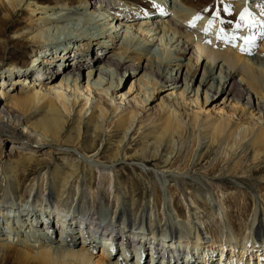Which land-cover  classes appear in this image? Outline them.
<instances>
[{
	"label": "bare ground",
	"instance_id": "obj_1",
	"mask_svg": "<svg viewBox=\"0 0 264 264\" xmlns=\"http://www.w3.org/2000/svg\"><path fill=\"white\" fill-rule=\"evenodd\" d=\"M112 1L0 0V56L8 51L6 45H17L25 49L31 60L25 67L24 60L7 65L9 76H18L13 83L22 81V86L17 94L3 90L9 97L5 105L0 96V203H25L32 197V205L40 200L45 203L32 212L37 215L43 209L46 211L45 216L35 217V227L42 231L37 238L38 234H33L32 239L21 235L14 227L9 232L6 225L0 224L1 264H198L200 261L195 255L205 240H201L203 232L197 223H190L192 232L171 225L164 210L159 212L163 202L158 190L151 198L149 221L143 222L145 210L135 195L127 191L120 174L115 172L117 166L122 162L153 165L164 176L188 175L185 168H176V164L190 129L196 138V166L210 157L217 160L219 155L222 163L231 166L225 170L238 168L250 157L263 161L264 165V42L257 49L258 35L262 34L257 28H264V23L261 24L264 18L254 14L252 0H116V5L109 3ZM152 7H157L159 15L169 17L157 20L154 14L158 13H152ZM112 9L119 10L114 17L105 13ZM15 13L24 17L10 27ZM261 13L264 16V10ZM192 21L196 23L194 32L186 33L184 29L192 27ZM206 24H209L207 31ZM126 26L127 33L122 35L121 29ZM160 33L178 45L161 40ZM159 40L162 45L156 52L153 48L159 45ZM228 41L235 43V49L227 45ZM112 46L114 51L108 54ZM89 53L94 54L90 57ZM70 58L73 60L67 63ZM142 59L147 60L145 66L140 64ZM86 67H90L89 83L86 88H80ZM111 67L117 74L144 70L139 79L143 85L133 81L126 92L128 97L123 93L118 98L114 90L119 88L120 78L112 76L108 70ZM200 67L203 73L194 90L191 85ZM26 81L33 84L26 88ZM105 85L107 90L113 88L110 98L105 97L109 95ZM182 86L184 89L180 91ZM201 87L205 90L206 102L212 93L210 106L213 108H204L199 97L186 96L192 93L198 96ZM101 88L104 94L97 91ZM158 89L171 91L158 97L155 95ZM221 98L223 101L218 102ZM9 139L40 146L48 156L55 152L61 157L47 167V177L29 180L25 175L33 159L22 155L16 146L6 150ZM103 154L110 161L108 164L100 163L99 156ZM104 169L111 171L114 181L112 196L104 197L112 209L105 210L108 218L94 205L83 204L86 200L83 187L88 184L94 190L96 174ZM133 169L146 182L149 171L143 172L138 166ZM233 175L241 178L240 181H250L249 176ZM260 181L264 182V175ZM184 185L192 196L187 222L200 208L209 217V224L201 223L211 235L212 246L219 243L228 247L222 243L230 240L235 242L234 246L242 242V249L230 253L237 256L234 264H240L248 256L264 263V244L259 246L263 249L251 252L253 248L243 239L247 232V237L262 239L264 243V196H260L261 205L255 201L251 217L246 215L249 206L237 202L239 209L233 214L230 209H224L223 195L202 192L195 184ZM166 190L172 199L174 190L169 187ZM96 198L95 194L91 195L93 203ZM197 201L201 204L194 206ZM55 205L60 212L76 205L79 214L72 215L69 209L67 217L54 216L56 211L52 214L48 209ZM171 207L181 217L184 207L180 201L172 202ZM47 212L59 220L53 221ZM220 213H224L229 223L234 219V232L245 234L234 236L221 223ZM95 216L111 224L101 226L100 222H90L89 218ZM96 223L99 227H95ZM57 230L63 238L58 233L54 236ZM90 231L99 232L101 238L94 240ZM178 235L181 239H177ZM188 239L192 243H187ZM132 242L142 245V251ZM98 243L99 254L94 248ZM211 250L209 264L226 260L218 253L217 261L210 259L216 249Z\"/></svg>",
	"mask_w": 264,
	"mask_h": 264
},
{
	"label": "rangeland",
	"instance_id": "obj_2",
	"mask_svg": "<svg viewBox=\"0 0 264 264\" xmlns=\"http://www.w3.org/2000/svg\"><path fill=\"white\" fill-rule=\"evenodd\" d=\"M109 3H112V4L115 3V5H116V0H113L112 2H109ZM250 3L252 5V8L255 9V11H254L255 13L254 12L253 13L256 16L258 15L259 17L258 16L257 17L259 19H261L262 17L264 18L263 13H261V11L264 10V0H258V1L257 0H252ZM222 5L224 7H226L224 4H222ZM254 5H255V7H253ZM111 11L110 12H105V13L107 15L110 13L109 14L110 17H114L115 15H117L116 12H115L116 11L115 9H112ZM150 11L152 13H158V15H156V16L154 14V17L157 20H158V18H162V17H167L168 16L167 14L159 15L160 12L157 11V7H152ZM23 17H24V15H21V13L20 14L19 13H15L14 14V18L11 19V21L9 23L10 27H12L13 25H17L18 21H20ZM139 18L141 20H144V19H142L143 16H140ZM141 22H144V21H141ZM263 23L264 22H262L261 24H263ZM140 24L141 23L136 25V28ZM145 24L146 23H144V25ZM195 24L196 23L194 21H192V27L191 26L190 27L189 26L185 27L186 30L184 29V31L186 33L194 32L193 25H194V28H195ZM208 27H209V24H206L204 29H206V31H207ZM127 28H128L127 26L123 27L121 29L120 33H122V35H125V33H127ZM97 29H98V27H97ZM144 29H145V27H144ZM257 30H258V32L263 34V35L262 34L258 35V37H260V40L257 41V44H258L257 45V49H258V48H261V46L263 44L262 42H264V39H263L264 38V28L263 27H259V28H257ZM238 32H241V30L238 31ZM132 33H134V32H132ZM160 34L163 36L161 40L165 41L167 36H165L164 33H160ZM8 35H11V34L9 33ZM153 37H154V41H155L157 39V37H159V34H158V36L156 38H155V35ZM235 39L238 40V38L236 36H234V40ZM161 40L158 41L159 45L156 44L154 46V48H153L154 51H156V52L159 51V47L162 45ZM173 40H175V39H173ZM165 42L169 43V45L172 44V42L168 41V40H166ZM234 44H235L234 42L228 41L227 45L228 46L231 45L233 47H231V46L230 47L235 49L234 48L235 47ZM259 44H261V45H259ZM52 45H54V44H52ZM172 45H175V44H172ZM177 45L178 44H176L175 46H177ZM6 47H8V48H6V49H8V51H6V50L3 51L1 53L2 57L0 56V96H2L1 98H2V104L3 105L9 103V97H6V95L3 93V90L6 91L9 94H13V93L17 94L21 90V86H22V81H21V83H13L14 79H17L18 76H17V74H16V76H13V75L9 76V72H7V70H8L7 69V65L9 66L10 62H12V61L19 62L21 60H24V62H22V63L24 65V67H25V66H28L29 62H31V60L29 59V57H28L27 53L25 52L24 48L18 47L17 45L16 46L15 45H6ZM44 47H46V46H44ZM44 47H42V49ZM112 51H114L113 50V46L110 47V50L108 51V54L111 53ZM89 54H90V57H91V56H93L94 53H92V54L89 53ZM42 55H44V54H42ZM187 55H189V54H187ZM97 58H99V57H97ZM72 60H73L72 58L67 59V63L71 62ZM95 60H97V59H95ZM146 63H147L146 59H142L140 61V64L142 66H145ZM112 68L113 67L108 69L109 71H111L112 76L114 78H116V79L120 78V80H119L120 81L119 82L120 83L119 88L117 90H114V92L118 93V95H117L118 98L120 97L121 94L126 93V92L129 91L133 81H136L137 84L140 83V84L143 85V82H141L139 79L142 77L143 74H145L144 70H138L135 74H133V71H131V70L130 71L120 72V74L118 72V74H117L114 71V69H112ZM168 68H170V67H168ZM89 69H90V67H86V68H84V71H82L84 73V81L82 79V82L80 83V88L82 86H84L86 88L88 83H89V80H88ZM185 71H186V69L183 70V72H185ZM202 73H203V67H200L199 70H198V73H197V75H196V77L194 79V82L191 85L192 89L197 90V88L199 86L200 78L202 76ZM219 73H220V70L218 69V71L216 73L217 77H218ZM121 74L123 76H121ZM92 76H93V74H92ZM2 79H5L4 84L2 83ZM108 79H109V77L108 78L106 77V80H108ZM237 79L239 80V78H237ZM97 80H98V73H97L95 81H97ZM111 80L112 79L110 78V81ZM27 82L28 81H26V85H24V86H26V88L29 87L28 85H32L33 84V83L32 84L31 83L28 84ZM114 82H116V80H114ZM181 84H183V81H182V83H180V86H181ZM105 87H106V90H107V85H105ZM24 89H25V87H24ZM145 89H149V87H145ZM176 89H177V87H175V90ZM183 89H184V87L180 88V91H182ZM94 90L95 89H93V91ZM97 91L100 92V93L104 92V90L102 88L98 89ZM112 91H113V88H111V87L108 88L107 92H108L109 95L108 96L106 95L105 97H109L112 94ZM160 91L161 90L158 89L155 92V95H158V97L166 95V94H168L171 91V89H167L166 91L162 90V92H160ZM72 92L74 93V88H72ZM126 94H127V97H128L129 94L128 93H126ZM93 95H95V93H93ZM193 95H195V94L194 93H192L190 95L186 94V96H190L191 99H196L197 97H199L200 103L202 104V106L204 108H208V107L213 108L212 106H210L211 105L210 100H211V97H212V93L211 94L209 93L208 102H206V100H205L206 99V94H205V90H203L202 87L199 90L198 96L197 95L193 96ZM106 100H107V98H106ZM222 101H223L222 98L220 100H218V102H222ZM156 102L158 103L159 100H157ZM192 105L193 104H191V107H192ZM195 106L196 105L194 104V107ZM211 108H209V109H211ZM14 141L20 142L21 144H17L16 145V144L13 143ZM14 146H16V148L18 147L17 149H20V152H21L22 155L26 154V157H28V158L31 157L33 159L32 166L30 167V169L28 170V172L25 175V176H27V178L29 180H33L35 178H39L40 179V178L47 177V175H46L47 167H50L53 164V161L55 159L61 157L59 154H57L55 152L51 156H48V153L46 152V149H44V148L42 149L40 146H37V145H34V144H29V143H24V142L19 141V140L9 139L8 142H6L5 149L6 150H10ZM181 147H182V149H181L182 153H181V156L179 158V161L176 164V168H179V167L185 168L184 170L186 172H189L188 175H183V176H180V177L164 176L157 169L153 168V165H150V167H145L143 164H133V163H127V162H122L121 164H119L117 166V169H116L117 171L115 170V172L120 174V177L122 178V183L125 184L127 186V188H128L127 191L129 193H131L132 195H135V197L140 201V206H143V208L145 210L144 214L142 215L143 222H148L149 221V220H147V217L151 213V207H150V202L152 201L151 198L154 197V195H156V190H158L160 198H161V200L163 202L162 205H159V208H160L159 212L162 213L163 210H164L166 216L170 217V221L169 222H170L171 225H174V226L177 225L176 227L187 231V230H190L189 226H190L191 222L197 223L196 226H198L202 230L203 235L206 238H205V243H203L201 245V248H199V249L197 248L198 250H197V253H196L195 256L197 257V260L200 261L198 264H209V262H208L209 259L208 258H209V251H212L211 248L216 249V251L214 253L210 252V253H212L211 255L214 256L213 258H216L217 257L216 256L217 253H218V255L222 254V249L224 247L221 244L219 245V243H218V248L216 246L217 243L215 244L216 248H215L214 245L213 246L211 245V243H212L211 235H209L208 231L206 230V228L202 226L203 222H205V224H209V221H208L209 217L205 216V213H203L200 210V208H198L199 212L196 213L197 215H193V216L189 217V221L190 222L186 221L188 216L190 215L189 214L190 211H189L188 206L189 205L191 206L190 200H191L192 196L189 194V192H188L189 190H188L187 186L184 185V183H187L188 185H191V184L198 185L201 188L202 192L203 191H207V192H209L212 195H213V192H215L216 195L218 194L217 196L223 195L221 197H222L223 202L225 203L224 209L225 210L226 209H230L233 212V214H235L238 211V209H239V207H236L237 206L236 205L237 202L241 203V204H244L246 206H249L250 209H248L246 215L250 214V216L252 217L253 214H254L253 213L254 212L253 211V205H254L255 201H256L257 205H261L262 201L260 199V196H264V182L260 181V177L264 175V169H263L264 165L261 164L263 161H255L252 157H250L249 159L244 161L242 164H240L241 166H239L238 168H234L233 167L230 170H225L226 168H230L231 166H228V165L222 163L221 161H222L223 158L221 157V155H219L218 158H216L218 161L217 160H213L214 157H210L209 159H206L205 161H202L198 166H196L195 165L196 164L195 161H196V158H197V156H196L197 155V153H196V138H195L194 132H192L191 129L188 132H186L184 140H183V142L181 144ZM57 151H60V150H57ZM99 158L101 159L100 163L108 164L110 162V161H107V159L105 158L104 154L99 156ZM97 159H95V160H97ZM134 166L135 167L138 166L139 168H141V171H143V172H145L146 170L149 171V175H148V178L146 179V182H143V180L141 178H139L138 175H136V171H134V169H133ZM213 167H215V170H212ZM151 173H152V175H151ZM233 173L236 176H238V177L249 176V180L250 181H247V183L245 181H240L241 178L234 177ZM112 178H113V176H112L110 170H105V169L104 170H99V172L96 174V178L93 181L94 190H90L88 184H86L83 187V191L86 194V200L84 201L83 204H85L86 207L94 205V207L97 208L99 212L103 211L102 215H104V217H106L107 214H108V213L107 214L105 213L106 208H109L108 210H110V211L112 210L111 206L109 207L108 206L109 204H106V202L104 201V197L105 196L107 198L112 196V194H111V191H112L111 185H114V181L112 180ZM250 182L252 184L249 185ZM4 185H5V183H4ZM166 187L172 188L174 190L175 193L173 194V198L172 199L170 198V195L167 193ZM91 193L95 194L97 196L96 200L94 201L95 203H93V201L91 199V195H92ZM175 201H180L181 205L184 207V211H183L181 217H178L177 214L173 212V209L171 207V203L175 202ZM44 202H45V200H44ZM73 202H74V197L71 200L70 204L72 205ZM196 203H197V205H194V206H199L201 204V202H198V201ZM4 204H8V203H0V224L6 225L9 228L8 229L9 232H12L13 231L12 227H14V231H18L19 233H21V235L29 236L30 239H32L31 236L33 234L34 235L38 234V236H36V238L39 237V234L42 231L40 229H38V227L35 228L36 225L33 226L32 224H33L34 220H37V218H35V217H37V215L45 216V214H46L45 209L39 211L37 213V215H36V214H34V212H32V211H34L33 209L30 210L31 209L30 206L34 207V205H32L33 201H31V203H30L31 205L30 206L27 205L26 202L25 203L16 202V203H13V204H8V206H6V207L2 206ZM25 205H27L26 210L24 208ZM238 206H240V205H238ZM39 207L41 208V207H43V205L39 204ZM75 207H76V205H73V207L69 208V209H71V213L70 214L73 215V213H74V215L76 216V215L79 214V211H78V209L76 210ZM57 208H59V207H57L55 205L54 208L50 207V209H48V210H51L52 214H53V212L56 211L54 216L62 214L63 212L60 213L61 210H57ZM216 209H219V207H217ZM51 212L50 213L47 212L48 216L49 215L51 216ZM80 213H83V212H80ZM27 214H29V215H27ZM109 214H111V212H109ZM118 214H116V216ZM223 214L224 213H220V216L222 217L221 218V223L224 224L225 227L228 228L229 231L231 230V233L234 236H236L237 232H234V228H235V224H236L234 219H233L234 222L231 221L232 223H229V222H227V220H225ZM6 216H8V217H6ZM104 217H101V218H103V219L108 218V217H106V218H104ZM2 218H3V220H1ZM4 218H5V222L6 223L2 222V221H4ZM178 219L183 220L187 224L183 225L181 223V221H179ZM52 220L56 221V220H59V219L52 217ZM89 220H90V222H93V220L95 222L94 217H90ZM9 221H10V224L8 225ZM96 221L99 222V219H96ZM243 221L244 220L242 219L241 222H243ZM26 222L29 223L28 226L24 225V224H27ZM16 226L20 227V228H18L16 230L15 229ZM95 227H99L98 224ZM243 230L245 231V229H243ZM26 231H27V233H26ZM229 231L227 232L228 235L230 234ZM190 232H192V231L190 230ZM246 234H247V232H246ZM90 235H91V237L94 240L97 237H100V234L97 231H90ZM233 235H231V236H233ZM231 236H230V238H231ZM120 237L121 236H118V238H120ZM207 237H209V238H207ZM79 238L81 239L82 236L79 235ZM189 241H190V239L186 240L187 243H191V241L190 242ZM247 241L248 240H246L245 242H247ZM250 241H252V240H250ZM81 242L83 243V241H81ZM81 242H78V243L80 244ZM100 242L101 241H99V243ZM99 243H98V245H99ZM227 243H230V242L228 241ZM252 243L254 244V242H252ZM101 244H102V242H101ZM222 244L223 245H227L226 243H222ZM238 246H239V244H238ZM243 247L244 246H243V243H242L239 248L242 249ZM251 248L252 247H250V249ZM258 249H263V248H253V249H251L252 250L251 252H255ZM207 251H208V255L206 254ZM100 252H101V250H99V249L96 250V253L99 254ZM1 261H2V259L0 258V264L2 263Z\"/></svg>",
	"mask_w": 264,
	"mask_h": 264
}]
</instances>
